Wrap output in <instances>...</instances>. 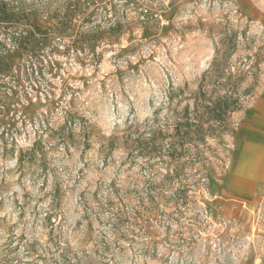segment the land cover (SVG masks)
<instances>
[{
    "label": "rangeland",
    "instance_id": "rangeland-1",
    "mask_svg": "<svg viewBox=\"0 0 264 264\" xmlns=\"http://www.w3.org/2000/svg\"><path fill=\"white\" fill-rule=\"evenodd\" d=\"M0 4V264H264V0ZM219 49L241 108L154 153Z\"/></svg>",
    "mask_w": 264,
    "mask_h": 264
},
{
    "label": "trees",
    "instance_id": "trees-1",
    "mask_svg": "<svg viewBox=\"0 0 264 264\" xmlns=\"http://www.w3.org/2000/svg\"><path fill=\"white\" fill-rule=\"evenodd\" d=\"M16 15L5 4H0V22L5 21L8 25H16L18 22ZM36 49H31V53L27 52V54L37 57ZM227 56L219 49L213 60L212 71L208 72L210 78L215 80L211 90H206L204 84H201L196 91L190 94H186L184 88L171 91L168 96L170 102L173 99H176L178 103L184 100L188 102L176 118L167 147L164 144V138L159 143L154 142L149 147L155 151L154 153L160 155L166 149L169 156L176 157L181 153V146L188 141H204L206 136H215L218 131L226 129L232 114L241 108L243 95L239 91V86L247 78L244 70L232 69ZM20 58H22L21 55ZM204 77L207 78V75Z\"/></svg>",
    "mask_w": 264,
    "mask_h": 264
}]
</instances>
